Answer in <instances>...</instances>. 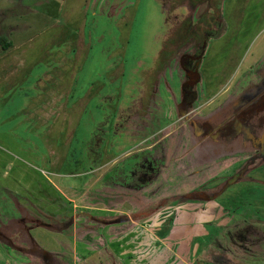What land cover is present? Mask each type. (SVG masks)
I'll return each instance as SVG.
<instances>
[{"label":"rangeland","instance_id":"rangeland-1","mask_svg":"<svg viewBox=\"0 0 264 264\" xmlns=\"http://www.w3.org/2000/svg\"><path fill=\"white\" fill-rule=\"evenodd\" d=\"M36 1L0 0V9H12L8 10L12 13L3 16L8 19V25L0 30V51L3 52L0 53V201L3 203V213L7 211L6 204L12 205L19 196L26 195L29 201L35 197L31 192H36L37 197L41 196V192L49 187L47 179L42 178V171L60 186L100 188L98 181L104 169L111 168L114 165L111 162L124 158L126 153L119 154L117 159L85 178L84 171L80 169L89 167V159L79 146L82 142L102 138V142L97 141L96 145L90 147L104 158L107 137H110L109 145L118 142L120 148L110 147L109 150L119 153L128 146L124 135H112L113 121L123 124L132 120L135 127L132 129L139 132L141 126L153 118H148L149 113H155L160 108L162 114L167 115L173 106L170 91L179 90L176 86L180 73L173 64L186 46V41L193 46L203 43V39L208 41L203 48L200 73L205 91L210 93L222 91L227 84L233 86L242 78L244 69L246 71L264 52V0H62L57 4L44 0H38L40 4H36ZM195 4H199L196 14L192 11ZM19 6L22 10L16 11ZM166 8L172 12L168 15V21ZM192 14L194 18H191ZM179 18H184L183 24L179 25ZM26 20L31 23L29 28L22 29L17 35L8 34L9 30L14 29V24ZM207 28L213 32L212 40L206 34ZM8 39L12 44L19 45L18 48L13 50L16 46H11L3 51L1 41ZM152 66L155 71L152 69L150 72ZM165 66L168 69L163 74ZM158 73L162 76L160 80ZM142 79L146 84H142ZM141 98L140 109L127 119L126 116L134 111L133 103L137 109ZM157 118L156 121L159 120ZM151 126L154 129L150 123ZM182 128L177 129L178 133L163 129L162 135L170 132L172 141L168 148L170 151H167L162 164L158 165V169L163 171L157 169L158 177L134 192V206L131 209L121 210L130 220L135 219L130 216L139 208L143 214L150 213L151 208L147 206L155 205L159 209L160 205L187 192L194 184L198 175L189 171L201 165L189 162L185 156L187 146L184 140L180 143L177 157L170 158L176 140L191 129L187 124ZM148 135L149 146L159 143L158 134L155 137ZM189 138L196 141L191 134ZM143 145L134 146L128 151H140ZM48 158L53 162L59 159L55 166L60 171L74 170L75 175L53 177ZM175 160L177 162L173 165ZM231 161L214 164V171L218 172ZM129 162L132 160L129 159ZM171 166L176 167L175 172H172ZM168 172L173 181L167 178ZM256 172L262 177L237 182L219 201L226 197V213L231 216V222L240 215L243 225L245 220L252 227L255 226L253 223L258 226L261 223L262 236L255 235L252 228L247 234V244L238 249L240 254H233L234 245H228L227 259L226 248L222 251L213 244L226 241V234L231 235L233 230L241 234L242 227L226 223V228L222 230V233H226L221 238L215 236L220 229L209 225L205 229L208 236L197 239L198 245L191 244L192 235L204 232L201 225L197 227L198 222L214 219V223L224 224L226 220L215 219L218 214H213L211 210L214 202L192 209L194 204L184 199L172 223L174 235L180 240L177 256L164 252L149 258L144 264H197L193 258L200 259L201 256L216 264H264V163ZM178 175L181 180H177ZM37 179L40 180L38 184ZM160 183L167 187L164 195L157 194ZM218 195L209 194V198ZM88 196L93 197L94 194L89 193ZM86 199L77 202L94 206L89 198ZM24 204L29 205L28 202ZM236 222L241 225L240 221ZM149 234V231L138 233V244L148 243L151 239ZM166 241L168 244L170 239ZM129 245L130 242H124L121 248L128 251ZM209 245L213 251L210 256L203 249ZM249 247L251 252L247 251ZM81 248L86 250L83 246ZM1 250L0 264H4L6 259L2 257L4 252ZM116 252H120V249ZM138 263V260L131 262Z\"/></svg>","mask_w":264,"mask_h":264},{"label":"flooded vegetation","instance_id":"flooded-vegetation-1","mask_svg":"<svg viewBox=\"0 0 264 264\" xmlns=\"http://www.w3.org/2000/svg\"><path fill=\"white\" fill-rule=\"evenodd\" d=\"M163 4L166 6L164 1ZM198 5L195 4L192 8L195 14ZM170 11L169 8L166 21H168V15L172 14ZM178 17L177 15L176 18ZM191 18H194V14ZM183 20L184 18L177 20L179 25L183 24ZM177 30L180 31L178 27ZM180 32L186 34L184 31ZM206 34L212 40L213 32L210 28H207ZM202 42L199 43L201 46H193L189 41H186V46L182 48L179 57L174 61L173 66L180 73L176 86L179 90L170 91L173 106L167 115L162 114L163 110L160 108L155 113H149L148 118H153L146 124L144 123L139 132L132 129L135 128L132 120L123 124L113 121L112 135L116 133L124 135L128 147L119 153H114L109 148L119 149L120 144L117 142L110 146L108 142L112 139L107 137L104 158H101V155H98V152L93 151L90 147L99 141L102 142V138L98 139V142L94 140L81 143V150L85 151L89 159V167L80 169L84 171L85 178L94 170H100L105 164L117 159L119 154L126 153L124 158L112 161L111 163L114 165L111 168L104 169L99 177L100 181H98V184H101L100 188L86 189L83 185L71 188L64 184L60 186L57 181L48 177V173L42 171L44 175L42 178L47 179L49 187L41 192V196L37 197L36 192H31L32 196L35 195L31 201L27 199L26 195L19 196L12 205L6 204L7 211L4 213L1 208L3 203L0 201V248H2L1 252H4L2 257L6 259L4 264H131L136 260H138V264H144V261H149V258L164 254V252L177 256L180 240L174 235L175 229L172 223L184 199L190 200L187 203L194 204L192 209L214 202L211 204V210L213 214L216 212L218 214L215 219L226 220L224 224L214 223V219L198 222L197 227L201 225L204 232L192 235L189 241L191 244L196 245L197 239L208 236L209 233L207 234L205 229L209 225L220 229L215 236H221V238L226 233V231L222 233L223 228H226V223L233 227L235 225L243 228L241 234L244 238L240 233H237L238 230H233L231 235L226 234V239H224L226 241H217L213 244L214 247L217 246L222 251L226 248V254L229 244L234 245L233 254H240L238 249L241 245L247 244V234L252 228L255 235H263L260 231V229L263 230L261 223L258 226L252 222L255 225L252 227L245 220V225H243L240 215L236 220L240 221L241 225H238L236 220L231 222V216L226 213V197L222 201L219 199L231 188H234L233 185L237 182L262 177L256 172V169L264 163V52L262 57L255 59L254 65L251 64L246 71L244 69L245 73L243 72L242 78L233 86L227 84L222 88V91L210 93L205 91L206 87L203 86L204 81L200 73V63L204 55L203 48L208 41L203 39ZM152 69L155 71L153 66L149 71L151 72ZM167 69L168 66H165L162 73L165 74ZM157 76L158 80L162 78L159 73ZM142 84H146L143 79ZM206 86L208 88V84ZM141 102L142 98L137 109L134 108L133 103L132 110L134 111L126 118L134 116V112L140 109ZM157 116L159 120L156 121ZM135 122L137 125L136 120ZM150 123L154 129L152 126L149 127ZM186 124L191 129L187 128V133H181L179 140H176L175 145L172 146L170 158L177 157L178 149L181 147L180 143L184 140L185 146H187L184 147L185 156L189 162L192 165L194 162L201 165V167L189 171L190 174L194 172L195 175H198L194 184L187 192H182L175 198H171L166 204L160 205L159 209L155 205L147 206L146 208H151L150 213L143 214L139 208L130 216L135 219L130 220L128 215L121 210H129L134 206V192H138L139 189L152 183L158 177V165L162 164L167 151H170L168 148L172 142L171 134L168 132L162 135L163 129L167 128L168 131L178 133L177 129L183 130L182 126L185 127ZM148 134L153 137L158 134L159 143L149 146ZM190 134L198 141H191ZM143 143L144 147L140 150L141 152L139 150L128 151ZM205 145L206 147L203 148ZM62 153L64 154V151ZM201 154L203 157L200 158ZM129 159L132 162H129ZM229 159H232L230 164L222 167L218 172L214 171V164ZM58 160L53 162L48 158L53 177L57 175L56 177L64 178L75 175L72 172L74 170L60 171L55 166L56 163H59ZM176 162L177 160L173 162V165ZM209 164L211 165L209 166ZM171 169L172 172L176 171V167L171 166ZM158 171L161 170L158 169ZM166 176L170 181H173V177H169L170 172L166 173ZM179 179L181 180L178 175L177 180ZM225 179L226 187L222 189ZM199 180L201 182L197 183ZM39 181L37 179V184ZM159 186L157 194L164 195L163 193L167 192V187L163 186V183H160ZM123 190L126 192L124 193ZM65 192L70 195H66ZM89 193L94 196H88ZM218 193L217 197L209 198V194L217 195ZM86 198H89V202L94 206L77 202L87 200ZM91 198L94 199V202H91L93 201ZM26 202L29 205L24 204ZM95 203L102 205L98 206ZM131 222L132 224H130ZM122 225L130 227L122 230L121 228L124 227ZM144 231H149L151 239L149 238L148 243L138 244L137 235L138 233L143 234ZM131 235L133 237L129 238ZM145 236L149 237L148 234ZM168 239H170V244H167L166 240ZM257 239L255 238V243ZM124 242H130L128 251L123 250L124 247L121 248L124 246ZM211 245L203 248L209 256L213 253ZM82 246L86 250H82ZM118 247L120 252H116L119 250ZM197 247L199 249V246ZM250 249L249 247L247 251L251 252ZM228 255H226V259ZM193 260L197 264H216L213 260L205 259V256H201L200 259L196 257Z\"/></svg>","mask_w":264,"mask_h":264},{"label":"crops","instance_id":"crops-1","mask_svg":"<svg viewBox=\"0 0 264 264\" xmlns=\"http://www.w3.org/2000/svg\"><path fill=\"white\" fill-rule=\"evenodd\" d=\"M58 2H62V0H53L52 1V3L54 4H57ZM36 4H37V1H36ZM35 9V8H34ZM1 10V12H0V30H2L6 25H4V18H3V16L4 15H7L8 14V10H12V9H10V8H1L0 9ZM34 11V10H33ZM16 21H17V19H16ZM31 23H28V21L26 20V21H18L16 24H14V29L13 30H9V33L8 34H12L13 33V35H17V34H20L21 33V31H22V29H26V28H29L31 25H30ZM2 28V29H1ZM39 34V33H38ZM37 33L35 34V35H38ZM0 36H1V34H0ZM9 40V39H8ZM1 41V44L3 45L4 44V42H9V43H11L12 44V42L9 40V41ZM11 46H16V43H13L12 45H10L9 47H11ZM19 46V45H18ZM18 46H16V47H13V50H15V49H17L18 48ZM157 57H158V55H157ZM157 60V59H156ZM156 60H155V62H156Z\"/></svg>","mask_w":264,"mask_h":264},{"label":"trees","instance_id":"trees-1","mask_svg":"<svg viewBox=\"0 0 264 264\" xmlns=\"http://www.w3.org/2000/svg\"><path fill=\"white\" fill-rule=\"evenodd\" d=\"M46 3H50V2H52L53 0H44ZM37 3H39L40 4V2L37 0ZM35 8V7H34ZM18 10H22V8H21V6H19V8H16V11H18ZM9 12V11H8ZM10 13H12L11 11L9 12V14ZM5 21H4V25H8V19L6 18V19H4ZM15 20H16V18H15ZM13 34V33H12ZM11 45V43H9V42H4V44L2 45V49H3V51H4V49H7L9 46ZM0 53L2 54L3 52L2 51H0ZM80 147V146H79Z\"/></svg>","mask_w":264,"mask_h":264},{"label":"water","instance_id":"water-1","mask_svg":"<svg viewBox=\"0 0 264 264\" xmlns=\"http://www.w3.org/2000/svg\"><path fill=\"white\" fill-rule=\"evenodd\" d=\"M226 187V183L222 186V189Z\"/></svg>","mask_w":264,"mask_h":264}]
</instances>
